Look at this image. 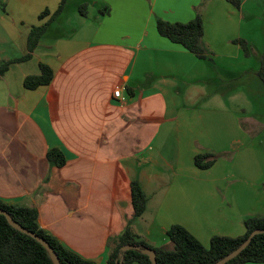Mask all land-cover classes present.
I'll return each mask as SVG.
<instances>
[{"label":"crops","instance_id":"crops-1","mask_svg":"<svg viewBox=\"0 0 264 264\" xmlns=\"http://www.w3.org/2000/svg\"><path fill=\"white\" fill-rule=\"evenodd\" d=\"M59 1L5 0L0 61L27 52L31 27L46 22ZM246 1L66 0L31 57L0 75V199L35 208L41 228L97 264H105L128 220L152 247H172L173 224L205 247L215 235H242L244 218L264 216L263 89L259 100L240 85L210 94L200 68L238 59L240 68L224 72L247 73L235 41ZM43 10L49 13L40 19ZM197 13L205 59L155 26L157 18L185 22ZM39 63L52 69L51 81L24 88ZM117 86L123 102L113 97ZM51 148L62 152V166L47 159ZM204 152L216 160L200 169L193 158ZM132 180L147 197L138 217Z\"/></svg>","mask_w":264,"mask_h":264},{"label":"trees","instance_id":"trees-1","mask_svg":"<svg viewBox=\"0 0 264 264\" xmlns=\"http://www.w3.org/2000/svg\"><path fill=\"white\" fill-rule=\"evenodd\" d=\"M227 1L235 7L240 5V0ZM65 4L66 0H60L57 8L46 22L31 27L27 36V52L17 58L0 61V75L12 63L28 60L31 57V52L38 44L41 36L63 10ZM78 10L81 14H85L84 3L79 5ZM100 11L108 12V7L105 10L101 8ZM48 13V10H43L39 14V18H43ZM155 26L159 35L181 44L201 59L206 58V49L202 44L203 21L200 14L197 13L192 19L185 22H170L157 18ZM235 41L241 46L244 55L250 56L251 49L248 43L241 38ZM256 74L264 87V50L259 55V67ZM52 77V69L47 64L39 63V72L25 76L23 86L26 89H35L38 86L47 85ZM47 159L57 167L65 163V158L58 148L49 149ZM215 160L216 154L212 152L198 153L193 158L194 165L200 169L209 168ZM129 191L132 216L138 217L145 209L147 197L137 180H132L129 183ZM0 208L4 209L21 226L43 237L55 251L60 264H97L95 261L83 258L71 251L57 238L41 228L37 222V210L35 208L7 203L1 199ZM243 226L245 231L242 235L236 237L215 235L211 237L209 246L205 247L186 228L179 224H173L167 230V236L172 244V247L168 249L149 245L131 230L130 220H128L114 245L110 247L105 264H116L120 260V247L125 244L154 249L156 264H212L237 248L252 230L264 229V216H248L243 219ZM122 254L121 264H152L149 257L139 250L128 249ZM248 262L264 264V232L255 234L247 246L224 264H246ZM0 264H53V262L49 252L39 241L13 227L0 213Z\"/></svg>","mask_w":264,"mask_h":264},{"label":"rangeland","instance_id":"rangeland-1","mask_svg":"<svg viewBox=\"0 0 264 264\" xmlns=\"http://www.w3.org/2000/svg\"><path fill=\"white\" fill-rule=\"evenodd\" d=\"M4 2L5 0H0V6H2ZM73 5L76 6L77 3L71 4L70 6L72 7ZM79 5H81V3ZM79 5L77 7H79ZM243 15L244 19L241 23V39H244L251 49L250 56H246L247 59L245 60L247 63L246 66L248 68L247 73H243L241 77H239V75L237 77H234L230 74L231 72H227L226 74L224 72L225 69H232L234 66L236 68H240L241 65H239L238 59H233L231 65L229 64V62L219 60L218 62H208L207 64H202V68H200V70L208 75L203 77L202 81L206 85L205 89L208 93L210 92V94L215 93L214 91H222L224 92V94L230 93L236 88L237 85H240L244 87L243 89H253V93L252 95L250 94V96H253L255 100H259V89H263L264 93V87L258 77L253 78L251 74V68L258 69L259 55L264 50V0H247L244 5ZM3 33L4 32L2 31L0 26V40L4 38ZM219 48L221 47L219 46ZM241 51L243 53L242 48ZM227 61L229 60L227 59ZM248 84L250 85L247 87ZM239 91V95H241L243 99L244 97H247L242 88H240ZM180 100L182 99L180 98Z\"/></svg>","mask_w":264,"mask_h":264},{"label":"water","instance_id":"water-1","mask_svg":"<svg viewBox=\"0 0 264 264\" xmlns=\"http://www.w3.org/2000/svg\"><path fill=\"white\" fill-rule=\"evenodd\" d=\"M0 213L3 214L7 221L16 229L30 235L31 237H33L34 239H36L37 241H39L42 246H44L46 248V250L49 252L50 258L53 262V264H60L58 256L56 255L55 251L53 250V248L49 245V243L41 236L37 235L35 232H32L26 228H24L23 226H21L19 223H17L4 209L0 208ZM264 229H254L250 232V234L247 236V238L234 250H232L231 252L227 253L226 255H224L222 258L218 259L217 261L213 262L212 264H224L225 262H227L228 260H230L231 258L235 257L245 246L248 245V243L250 242L251 238L258 233H263ZM128 249H136L139 250L140 252L146 254L151 263L152 264H156V253L155 250L149 247L146 248H141L138 245H129V244H125L122 245L120 247V260H118L116 262V264H121V258H122V252Z\"/></svg>","mask_w":264,"mask_h":264},{"label":"built area","instance_id":"built-area-1","mask_svg":"<svg viewBox=\"0 0 264 264\" xmlns=\"http://www.w3.org/2000/svg\"><path fill=\"white\" fill-rule=\"evenodd\" d=\"M113 97L119 99L120 102L124 101V96L122 95L121 86L115 87V89L113 90Z\"/></svg>","mask_w":264,"mask_h":264}]
</instances>
